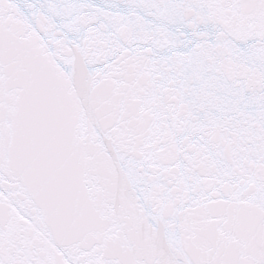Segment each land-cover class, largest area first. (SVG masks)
<instances>
[{"label":"snow or ice","instance_id":"1","mask_svg":"<svg viewBox=\"0 0 264 264\" xmlns=\"http://www.w3.org/2000/svg\"><path fill=\"white\" fill-rule=\"evenodd\" d=\"M0 264H264V0H0Z\"/></svg>","mask_w":264,"mask_h":264}]
</instances>
